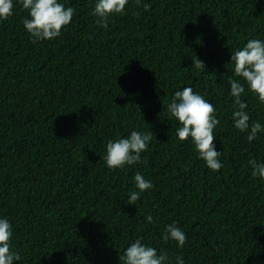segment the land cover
<instances>
[{"label": "trees", "instance_id": "obj_1", "mask_svg": "<svg viewBox=\"0 0 264 264\" xmlns=\"http://www.w3.org/2000/svg\"><path fill=\"white\" fill-rule=\"evenodd\" d=\"M64 2L75 14L55 40L34 44L19 4L0 21V216L14 264H123L140 236L173 264H264V180L248 163L264 161V130L249 142L235 129L228 94L231 51L264 39V0H144L148 11L133 0L106 29L93 0ZM186 86L218 110V172L177 139L167 103ZM244 99L264 125V104ZM132 130L153 133L143 162L109 169L108 140ZM137 171L154 187L130 205ZM173 221L182 249L161 239Z\"/></svg>", "mask_w": 264, "mask_h": 264}, {"label": "clouds", "instance_id": "obj_2", "mask_svg": "<svg viewBox=\"0 0 264 264\" xmlns=\"http://www.w3.org/2000/svg\"><path fill=\"white\" fill-rule=\"evenodd\" d=\"M92 15L101 28H108V20L114 15H125L126 6L133 0H93ZM136 5L143 3L148 11L150 4L144 0H134ZM19 4L28 12L23 20L26 33L34 44L58 38L62 29L72 22L75 9L66 7L64 0H0V21L8 20L14 15L15 6ZM139 12H137V15ZM230 63L233 65L232 76L229 77V96L232 98L231 119L233 127L247 133L249 142L255 140L264 130L259 121L250 124L251 116L245 96L250 92L260 103L264 104V39L252 38L240 48L231 51ZM195 68H205L198 57L193 61ZM217 108L193 87L186 86L177 90L167 103V112L179 126L176 129L177 139L191 143L207 168L218 172L224 167L221 160L222 151L217 149L216 129L220 124ZM152 131L132 130L126 136H118L108 140L106 155L101 157L109 169H125L143 162L142 153H146L152 142ZM252 168L251 175L264 180V161L256 159L248 161ZM134 190L129 191L127 203L135 205L141 196L154 185L145 179L139 171L133 177ZM146 220L154 223L153 216L148 214ZM14 225L6 216H0V264H14L20 261L21 255L13 244ZM161 239L175 242L176 247L183 248L187 243V233L173 221L164 227ZM123 264H173V258L166 251L159 250L143 242L137 237L120 256ZM174 264H186L182 255L174 258Z\"/></svg>", "mask_w": 264, "mask_h": 264}]
</instances>
